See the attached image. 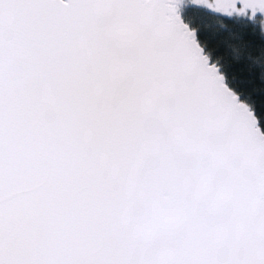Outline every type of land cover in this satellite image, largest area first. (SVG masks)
Returning a JSON list of instances; mask_svg holds the SVG:
<instances>
[{
    "label": "snow or ice",
    "instance_id": "obj_1",
    "mask_svg": "<svg viewBox=\"0 0 264 264\" xmlns=\"http://www.w3.org/2000/svg\"><path fill=\"white\" fill-rule=\"evenodd\" d=\"M0 264H264V0H0Z\"/></svg>",
    "mask_w": 264,
    "mask_h": 264
}]
</instances>
